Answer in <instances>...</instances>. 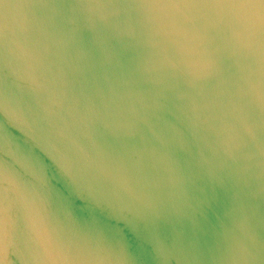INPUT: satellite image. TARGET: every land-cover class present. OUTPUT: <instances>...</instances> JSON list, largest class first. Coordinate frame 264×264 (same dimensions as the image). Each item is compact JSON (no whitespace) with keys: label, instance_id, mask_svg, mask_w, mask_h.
<instances>
[{"label":"water","instance_id":"obj_1","mask_svg":"<svg viewBox=\"0 0 264 264\" xmlns=\"http://www.w3.org/2000/svg\"><path fill=\"white\" fill-rule=\"evenodd\" d=\"M0 264H264V0H0Z\"/></svg>","mask_w":264,"mask_h":264}]
</instances>
